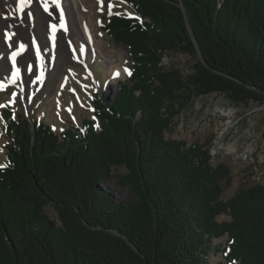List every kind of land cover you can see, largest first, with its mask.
I'll return each instance as SVG.
<instances>
[{
    "label": "trees",
    "instance_id": "trees-1",
    "mask_svg": "<svg viewBox=\"0 0 264 264\" xmlns=\"http://www.w3.org/2000/svg\"><path fill=\"white\" fill-rule=\"evenodd\" d=\"M128 4L107 31L130 50L132 76L113 100L94 94V120L57 133L4 109L0 264H206L226 234L227 256L264 264V185L224 202L229 167L213 166L202 145L166 137L202 96L264 104V0ZM170 52L196 60L190 73L164 69ZM115 168L126 170L128 202L104 187ZM223 214L231 221L219 223Z\"/></svg>",
    "mask_w": 264,
    "mask_h": 264
},
{
    "label": "rangeland",
    "instance_id": "rangeland-1",
    "mask_svg": "<svg viewBox=\"0 0 264 264\" xmlns=\"http://www.w3.org/2000/svg\"><path fill=\"white\" fill-rule=\"evenodd\" d=\"M93 1L97 4L94 8L96 25L108 44V50L114 57L124 55L126 77L119 78L118 83L114 84L115 79L110 76L104 56L94 55L90 63L74 57L66 58V76L71 68L85 71L83 79L68 91L65 87V75L61 80L52 76L43 81L38 48L46 54L49 65L52 61L54 63L53 57L61 54L62 50L57 41L58 31L35 27L30 29L18 22H6V36H0V168L6 161L7 139L3 133L2 115L7 105H11L17 114L43 121L57 133H61L81 127L86 120H94V94L100 93L104 98L113 100L118 94L119 83L130 80L133 70L132 54L123 44L116 43L107 31V25L114 14L129 13L128 0H103V7L98 0ZM29 12L31 16H27L30 21L42 19L39 12ZM52 12L61 16L63 9L59 5ZM15 25L24 34L30 35V30H33L37 36H30L22 41L12 36L9 38ZM21 45L24 47H20L22 53H19L16 49ZM57 47L59 52L55 53ZM13 51L18 52L14 59ZM195 63L194 58L183 53L170 52L163 58L166 71L177 70L183 75L190 73ZM173 128L172 132L166 134L167 138L183 141L188 146L202 145L210 152L213 166L225 164L229 167L232 182L229 187L224 188L221 197L224 202L232 199L241 189L264 185V104L252 102L249 105H236L222 94L202 96L175 118ZM125 174L124 168H115L113 179L104 184L117 202L131 200L128 189L120 184ZM48 212L56 218L53 210L48 209ZM217 219L219 223L231 221L227 214L220 215ZM228 241V234L213 240V248L206 264H240L227 256Z\"/></svg>",
    "mask_w": 264,
    "mask_h": 264
},
{
    "label": "bare ground",
    "instance_id": "bare-ground-1",
    "mask_svg": "<svg viewBox=\"0 0 264 264\" xmlns=\"http://www.w3.org/2000/svg\"><path fill=\"white\" fill-rule=\"evenodd\" d=\"M48 11L44 10L41 0H26L23 12L20 11V0H0V36L5 38L6 22H18L23 26L30 29L44 28L46 30L53 29L55 25L58 29V39L61 46V54L54 56L53 61L49 65L46 54L38 48L39 65L44 74L43 81L46 78L57 76L61 80L65 75V65L67 57H74L80 61L90 63L94 55L104 56L105 62L109 67L111 78L115 79L114 84H117L119 78L126 77L127 66L124 65V55L121 54L117 57L112 56L108 50V44L104 40V36L96 25V16L94 8L96 2L93 0H58L59 5L63 9L61 16L55 15L52 11L57 8L52 0H47ZM26 7V8H25ZM37 11L40 13L39 20L30 21L27 16L29 11ZM49 12L51 15H49ZM25 14V19H23ZM63 24V27H61ZM11 35L13 38L22 41L27 37L35 38L37 34L30 30V35L24 34L14 26ZM15 49V48H14ZM20 52V46L18 49ZM59 52V47L57 51ZM119 73L117 76L116 74ZM85 71L82 69L71 68L70 73L67 74L65 80V87L68 89L73 88L76 82L83 79Z\"/></svg>",
    "mask_w": 264,
    "mask_h": 264
},
{
    "label": "snow or ice",
    "instance_id": "snow-or-ice-1",
    "mask_svg": "<svg viewBox=\"0 0 264 264\" xmlns=\"http://www.w3.org/2000/svg\"><path fill=\"white\" fill-rule=\"evenodd\" d=\"M53 3L56 4V7H59V3L58 0H52ZM98 2L101 4V7H103V0H98ZM26 3V0H20V11L23 12L24 10V4ZM41 3L43 4L44 10L48 11V3L47 0H41ZM28 16H31V12L27 13ZM49 15H51V13L49 12ZM61 27H63V24H61ZM58 29L56 28V26H53V32L57 31ZM11 35H15L13 34H9V38H11ZM21 49H23L24 45L20 46ZM18 54V53H17ZM15 56V54H14ZM14 59V57H13ZM125 71H127V69H125ZM117 76L119 75V73L116 74ZM129 75H131V73L129 72Z\"/></svg>",
    "mask_w": 264,
    "mask_h": 264
},
{
    "label": "water",
    "instance_id": "water-1",
    "mask_svg": "<svg viewBox=\"0 0 264 264\" xmlns=\"http://www.w3.org/2000/svg\"><path fill=\"white\" fill-rule=\"evenodd\" d=\"M186 21H187V25H188L189 31H190V33H191V35H192V38H193L195 44L198 46V44H197V40H196L195 35H194V31H193V29H192L191 24L189 23V19H188L187 15H186ZM124 47L126 48V46H124ZM199 55H200V52H199Z\"/></svg>",
    "mask_w": 264,
    "mask_h": 264
}]
</instances>
